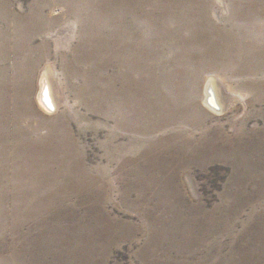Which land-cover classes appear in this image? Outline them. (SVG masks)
Returning a JSON list of instances; mask_svg holds the SVG:
<instances>
[{"label": "rangeland", "instance_id": "374dc122", "mask_svg": "<svg viewBox=\"0 0 264 264\" xmlns=\"http://www.w3.org/2000/svg\"><path fill=\"white\" fill-rule=\"evenodd\" d=\"M0 264H264V0H0Z\"/></svg>", "mask_w": 264, "mask_h": 264}, {"label": "bare ground", "instance_id": "6f19581e", "mask_svg": "<svg viewBox=\"0 0 264 264\" xmlns=\"http://www.w3.org/2000/svg\"><path fill=\"white\" fill-rule=\"evenodd\" d=\"M50 91H48V87H46L45 85L43 86V90H42V94H41V98H40V102L41 104H43V106H45L46 108H48V110L52 109V105H51V99H50ZM210 104L215 106V102L213 99H210Z\"/></svg>", "mask_w": 264, "mask_h": 264}, {"label": "crops", "instance_id": "0c3cea01", "mask_svg": "<svg viewBox=\"0 0 264 264\" xmlns=\"http://www.w3.org/2000/svg\"><path fill=\"white\" fill-rule=\"evenodd\" d=\"M44 85H45L46 87H48V91H50V90H49V86H48L46 80H44ZM49 94H50V92H49ZM50 99H51V94H50ZM51 105H52V109H50V110H53V106H54V105H53L52 101H51ZM50 110H49V111H50Z\"/></svg>", "mask_w": 264, "mask_h": 264}]
</instances>
